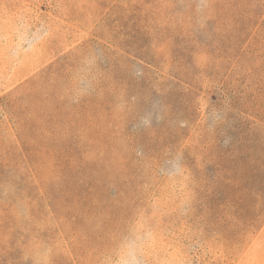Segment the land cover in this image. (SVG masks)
<instances>
[{"label": "rangeland", "instance_id": "374dc122", "mask_svg": "<svg viewBox=\"0 0 264 264\" xmlns=\"http://www.w3.org/2000/svg\"><path fill=\"white\" fill-rule=\"evenodd\" d=\"M22 14L53 36L11 57ZM140 215L148 264H264V0H0V264H110Z\"/></svg>", "mask_w": 264, "mask_h": 264}, {"label": "clouds", "instance_id": "9594fccd", "mask_svg": "<svg viewBox=\"0 0 264 264\" xmlns=\"http://www.w3.org/2000/svg\"><path fill=\"white\" fill-rule=\"evenodd\" d=\"M15 41L10 49L11 57L24 58L32 55L37 49L43 46L52 36L53 31L49 25L41 21L33 23L27 16L20 15L14 24ZM104 60L102 49H91V55L87 62V68L78 70L79 75L75 80V95L71 97L72 102H78L81 98L89 96L94 91V79L92 69L97 68ZM133 75L139 77L142 70L132 67ZM162 106V101H154L152 111L138 117L133 125L134 130L151 128L153 118L159 123L163 116L155 110ZM215 112V115L212 113ZM226 116V113H225ZM220 118V110L211 109L208 113V126L214 128ZM231 137L225 135V146L230 143ZM170 180L181 177L186 167L183 163V153L177 152L174 159L168 163L164 169ZM154 229L145 218L137 216L128 226L127 232L108 252L110 264H148L146 259V249L154 239Z\"/></svg>", "mask_w": 264, "mask_h": 264}]
</instances>
